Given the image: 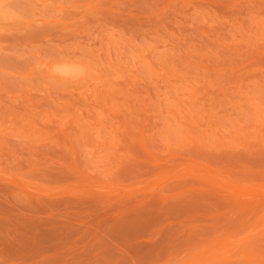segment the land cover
Wrapping results in <instances>:
<instances>
[{"label": "rangeland", "instance_id": "obj_1", "mask_svg": "<svg viewBox=\"0 0 264 264\" xmlns=\"http://www.w3.org/2000/svg\"><path fill=\"white\" fill-rule=\"evenodd\" d=\"M0 264H264V0H0Z\"/></svg>", "mask_w": 264, "mask_h": 264}, {"label": "clouds", "instance_id": "obj_2", "mask_svg": "<svg viewBox=\"0 0 264 264\" xmlns=\"http://www.w3.org/2000/svg\"><path fill=\"white\" fill-rule=\"evenodd\" d=\"M56 71H58L63 75H71L81 71V69L71 65H64V66H58Z\"/></svg>", "mask_w": 264, "mask_h": 264}, {"label": "bare ground", "instance_id": "obj_3", "mask_svg": "<svg viewBox=\"0 0 264 264\" xmlns=\"http://www.w3.org/2000/svg\"><path fill=\"white\" fill-rule=\"evenodd\" d=\"M69 65V64H68Z\"/></svg>", "mask_w": 264, "mask_h": 264}]
</instances>
